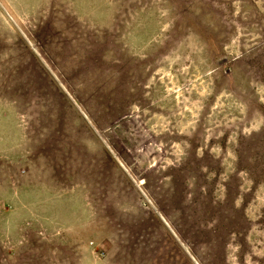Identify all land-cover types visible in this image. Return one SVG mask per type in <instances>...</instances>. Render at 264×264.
I'll return each instance as SVG.
<instances>
[{"label":"rangeland","instance_id":"1","mask_svg":"<svg viewBox=\"0 0 264 264\" xmlns=\"http://www.w3.org/2000/svg\"><path fill=\"white\" fill-rule=\"evenodd\" d=\"M0 264H264V0H0Z\"/></svg>","mask_w":264,"mask_h":264}]
</instances>
